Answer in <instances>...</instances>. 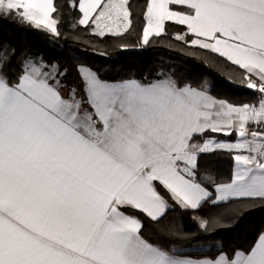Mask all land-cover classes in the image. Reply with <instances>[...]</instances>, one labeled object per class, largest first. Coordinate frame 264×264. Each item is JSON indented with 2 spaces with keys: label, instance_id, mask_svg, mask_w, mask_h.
Masks as SVG:
<instances>
[{
  "label": "snow or ice",
  "instance_id": "obj_1",
  "mask_svg": "<svg viewBox=\"0 0 264 264\" xmlns=\"http://www.w3.org/2000/svg\"><path fill=\"white\" fill-rule=\"evenodd\" d=\"M8 16L53 39L65 20L118 39L139 18V47L182 26L175 40L237 66L255 98H218L164 68L125 78L78 64L69 85L58 62L0 40V264H264V229L196 258L145 232L175 207L264 201V0H144L139 17L132 0H0ZM216 153L232 161L223 182L201 172ZM220 216L193 219L211 234Z\"/></svg>",
  "mask_w": 264,
  "mask_h": 264
},
{
  "label": "trees",
  "instance_id": "obj_2",
  "mask_svg": "<svg viewBox=\"0 0 264 264\" xmlns=\"http://www.w3.org/2000/svg\"><path fill=\"white\" fill-rule=\"evenodd\" d=\"M64 3V0H58ZM144 0H132L134 13L139 17ZM75 16V14H72ZM142 20L134 21L133 30L121 38H99L83 28L69 30L67 20L60 26L61 38L53 39L43 31H35L21 25L16 18H0V40L17 48L18 53L42 56L45 61L58 62L68 74L64 81L69 85L78 83L76 65L87 64L101 72L113 76L116 70L120 75L136 78H154L155 73L164 68L172 71L182 81L198 86L207 82L212 95L228 99L234 103L251 102L255 94L239 85L241 70L225 58L208 50L184 44L173 38V33L182 32V26L169 25V35L156 38L148 46L139 47V33ZM190 38V37H189ZM128 45L121 50L120 45ZM98 53H106L99 55ZM112 69V72H108ZM235 81V82H230ZM223 138L222 136H218ZM201 172L211 175L216 182L226 181L231 174L232 161L225 153L204 156L201 160ZM210 190H212L210 188ZM175 207V206H174ZM130 214L141 216L137 211ZM220 213V221L211 234L199 231L193 217H207L209 213ZM146 234L154 242L166 243L177 248L181 253L193 258L214 254L217 241L225 245L238 244L250 239L256 232L264 229V201L227 202L221 209L204 205L199 211H184L175 207L169 211L158 225L145 221ZM154 229V231H153ZM183 233H196V239H178L170 235L169 230Z\"/></svg>",
  "mask_w": 264,
  "mask_h": 264
},
{
  "label": "crops",
  "instance_id": "obj_3",
  "mask_svg": "<svg viewBox=\"0 0 264 264\" xmlns=\"http://www.w3.org/2000/svg\"><path fill=\"white\" fill-rule=\"evenodd\" d=\"M217 138H219V137H217ZM226 203H227V202H225V203H221V204H219L218 206H216V210L221 209L223 206L226 205Z\"/></svg>",
  "mask_w": 264,
  "mask_h": 264
}]
</instances>
